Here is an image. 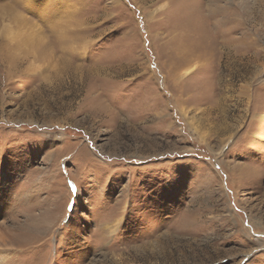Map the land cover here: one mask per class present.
Listing matches in <instances>:
<instances>
[{
  "label": "rangeland",
  "instance_id": "rangeland-1",
  "mask_svg": "<svg viewBox=\"0 0 264 264\" xmlns=\"http://www.w3.org/2000/svg\"><path fill=\"white\" fill-rule=\"evenodd\" d=\"M0 264H264V0H0Z\"/></svg>",
  "mask_w": 264,
  "mask_h": 264
},
{
  "label": "bare ground",
  "instance_id": "bare-ground-1",
  "mask_svg": "<svg viewBox=\"0 0 264 264\" xmlns=\"http://www.w3.org/2000/svg\"><path fill=\"white\" fill-rule=\"evenodd\" d=\"M64 4H66V2L65 1H61V5H62V8H64ZM59 5V4H58ZM61 7V6H60ZM160 43H162V42H160Z\"/></svg>",
  "mask_w": 264,
  "mask_h": 264
}]
</instances>
